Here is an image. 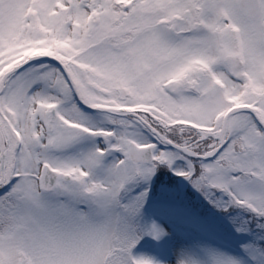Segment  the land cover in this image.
I'll use <instances>...</instances> for the list:
<instances>
[{"label": "snow or ice", "instance_id": "snow-or-ice-1", "mask_svg": "<svg viewBox=\"0 0 264 264\" xmlns=\"http://www.w3.org/2000/svg\"><path fill=\"white\" fill-rule=\"evenodd\" d=\"M0 264H264V0H0Z\"/></svg>", "mask_w": 264, "mask_h": 264}]
</instances>
